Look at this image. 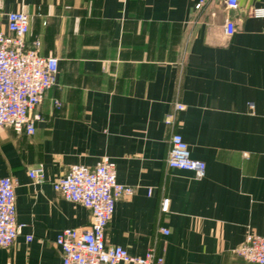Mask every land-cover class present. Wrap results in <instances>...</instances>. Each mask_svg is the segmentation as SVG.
<instances>
[{"label": "crops", "instance_id": "0c3cea01", "mask_svg": "<svg viewBox=\"0 0 264 264\" xmlns=\"http://www.w3.org/2000/svg\"><path fill=\"white\" fill-rule=\"evenodd\" d=\"M200 1L0 0V30L8 32L9 12L24 11L28 44L39 38L41 54L59 59L36 132L0 125V176L17 181L23 224L0 246V264H63L57 235L89 226L92 214L53 182L103 156L135 187L116 201L107 244L133 256L154 248L166 264H257L233 250L249 233L264 236V16L254 14L264 0H239L236 9L227 0L197 8ZM175 102L185 108L168 125ZM174 132L206 162L202 177L169 167ZM34 167L45 169L44 181L30 177Z\"/></svg>", "mask_w": 264, "mask_h": 264}, {"label": "built area", "instance_id": "2783aa9c", "mask_svg": "<svg viewBox=\"0 0 264 264\" xmlns=\"http://www.w3.org/2000/svg\"><path fill=\"white\" fill-rule=\"evenodd\" d=\"M227 7L236 9L239 0H227ZM204 0L196 4L204 5ZM254 14L264 16V8H256ZM7 30H0V125L11 126L16 133L33 135L40 115L36 113L47 91L55 84L59 59L53 54H41V41L35 38L27 42L30 31V16L24 11H12L7 15ZM225 33L236 32L234 20H227ZM56 107L61 102L55 100ZM185 108L181 102L174 103V110L165 117L170 125L176 114ZM167 163L171 168L190 170L197 177L206 172V162L192 158L188 143L179 132L171 136ZM30 177L37 182L46 179L43 167L30 170ZM17 181L12 176H0V246H11L21 233L23 224L17 222ZM54 189L65 199L81 203L90 209L91 223L87 227H69L62 230L56 244L63 252V264H166L164 257L154 248L143 256H133L121 245L106 242V232L115 212L116 201L129 198L135 187L118 181L116 162L103 156L94 168L74 164L68 172L53 182ZM152 188H149L151 193ZM170 198L161 200L162 213L169 212ZM163 234H169L167 227H161ZM32 235L26 239L31 240ZM234 253L245 260L264 264V236L247 234L245 241L236 247Z\"/></svg>", "mask_w": 264, "mask_h": 264}]
</instances>
